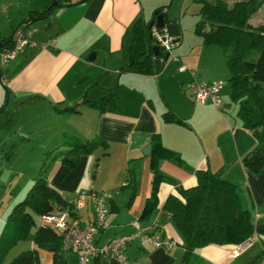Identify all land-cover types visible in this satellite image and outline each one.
<instances>
[{
  "label": "crops",
  "instance_id": "0c3cea01",
  "mask_svg": "<svg viewBox=\"0 0 264 264\" xmlns=\"http://www.w3.org/2000/svg\"><path fill=\"white\" fill-rule=\"evenodd\" d=\"M50 1L0 0V41L10 39L29 10H42ZM147 3L146 7L142 0H80L55 6L44 22L30 24L38 44L25 45L0 68V161L7 164L9 173L25 177L22 187L43 168L48 182L69 200L80 190L112 191L96 243L132 231V220L138 219L142 229L159 231L175 243L165 248L135 239L125 246L127 257L135 264H178L185 242L171 212L163 206L167 196L177 193L178 186L194 184L197 169L208 168L234 182L250 203L254 224L263 223L264 166L254 172L242 164V156L256 139L242 125L228 86L220 91L219 107L209 97L195 101L187 89L193 76L225 79L227 65L215 44L204 43L193 28L183 31V17L172 16L164 7L180 28L175 50L179 59L162 58L158 71L150 74L120 70L127 61L132 22L138 16L148 19L153 8L162 5L153 0ZM182 63L183 70L179 68ZM109 91L116 97L104 109L83 100H97ZM166 109L182 122L164 120ZM153 135L174 156L157 158L163 175L157 203L144 216L154 173ZM73 136L99 142L68 167L61 155L68 147L66 140ZM147 144L150 150L144 153ZM6 151L11 154L2 155ZM48 152L53 156L48 157ZM14 153L20 156L17 170L11 165ZM77 215L82 224L91 221L90 200ZM32 234L23 250L36 246ZM248 238L244 243L210 242L196 247L189 252L187 264H264L262 241L256 233ZM66 258L67 264L76 263L77 251L66 250ZM50 262L51 252L39 248L38 264ZM89 264L117 263L96 257Z\"/></svg>",
  "mask_w": 264,
  "mask_h": 264
},
{
  "label": "trees",
  "instance_id": "16d2710c",
  "mask_svg": "<svg viewBox=\"0 0 264 264\" xmlns=\"http://www.w3.org/2000/svg\"><path fill=\"white\" fill-rule=\"evenodd\" d=\"M80 0H52L42 10H29L24 22L46 18L55 6L69 5ZM264 0H201L199 17L194 22L193 32L202 37L206 44L221 47L229 71L226 85L229 95L237 105V114L242 125L248 128L256 139V144L244 153L242 164L251 171H259L264 166V21L257 24L248 22L249 15ZM166 4L153 8L148 19L138 16L131 24L132 36L126 46L127 61L121 71H134L150 74L158 71L155 67L154 38L148 26L150 19L161 13L165 22L175 21L164 9ZM179 38V36H176ZM9 43L10 39H2ZM159 54L165 56L160 46ZM116 93L109 91L97 100H83L92 106L104 109L106 104H114ZM75 110L74 106H70ZM166 121L182 122L170 109L162 113ZM68 147L63 151L61 160L68 167L75 164L81 153L91 152L97 145L96 139L80 140L69 137ZM102 144H105L101 140ZM174 156L157 135L152 136L151 159L154 173L151 192L147 197L143 215L147 216L157 203L158 185L162 173L157 168L158 157ZM196 182L190 186H178L177 193H170L163 206L171 212L176 228L184 237L185 250L178 264H187L189 252L201 245L214 243H239L256 233L262 241L264 255V222L254 224L250 203L238 186L219 172L208 168L195 171ZM56 208H67L74 213L72 199L69 200L52 186L41 168L34 177L24 196L15 202L7 215L0 233V264L8 249L19 239L27 237L34 218L38 214ZM32 239L35 247L21 250L6 264H38L39 248L51 252L50 264H67L66 250L62 247L60 235L48 224L40 222L35 226ZM261 257L258 256V258Z\"/></svg>",
  "mask_w": 264,
  "mask_h": 264
},
{
  "label": "built area",
  "instance_id": "2783aa9c",
  "mask_svg": "<svg viewBox=\"0 0 264 264\" xmlns=\"http://www.w3.org/2000/svg\"><path fill=\"white\" fill-rule=\"evenodd\" d=\"M32 33L33 28L26 22L13 29L10 42L2 43L0 46V68L13 59L25 45L35 46L38 44L32 38ZM151 35L154 42L168 52L169 58L175 60L180 58L179 52L172 51L179 45V40L176 36L169 35L165 27L157 29L153 25ZM185 67L183 63L179 66L181 70ZM1 79H4L2 74ZM226 83L227 81L224 79L204 80L193 76L187 81L186 87L195 101L202 102L206 97H209L213 105L219 107L220 91L226 86ZM111 195L112 191L109 190H80L72 199L74 213H71L67 208H56L40 214L41 222L50 225L60 235L62 247L65 250L74 249L77 251L78 260L74 264H89L96 257L113 259L117 264H135L125 253V246L131 241L139 239L153 246L165 248H169L175 243L173 239L159 231L149 232L142 229L138 219H133L132 231L114 235L104 244H97L95 237L105 224L108 214L107 201ZM88 200L93 205V218L88 223L82 224L77 210L82 208Z\"/></svg>",
  "mask_w": 264,
  "mask_h": 264
},
{
  "label": "rangeland",
  "instance_id": "374dc122",
  "mask_svg": "<svg viewBox=\"0 0 264 264\" xmlns=\"http://www.w3.org/2000/svg\"><path fill=\"white\" fill-rule=\"evenodd\" d=\"M52 1V0H51ZM144 5L148 6V0H142ZM152 1V0H151ZM157 2L156 4H166L165 7L168 10V12L177 18L183 17V31L185 32H192L194 21L199 17L198 10L200 6L201 0H153ZM228 3H231L233 0H226ZM145 7V8H146ZM147 10V9H146ZM146 15H148V11H145ZM44 22L42 19L34 21L36 22ZM264 21V3H261L258 8L253 11L249 17L248 22L251 24H257L259 22ZM37 24V23H36ZM213 47H216L219 49V52H221V55L223 56L222 49L219 45L215 44ZM176 47L173 48V52H175ZM168 59H171L168 57ZM229 76V71L226 68V77H224L227 81V78ZM61 146L60 148H62ZM9 151V150H8ZM2 152V155H10L11 153ZM44 153H42L43 155ZM54 153L48 152L46 155L48 157H52ZM15 156H12V168L17 170V164L20 161V156L17 153H14ZM19 156V157H18ZM49 159V158H48ZM7 164H3L0 161V232L2 228L5 225L7 215L15 202L22 198L25 194L27 188L30 186L31 181L28 183L27 187H22V183L25 179V177H20L17 172H10L7 169V166H4ZM13 170V169H12ZM32 216L34 218V224L32 225L29 235L24 238L23 240H20L16 245L11 246L6 254L4 255V259L2 264H6L8 260H10L14 255H16L19 251L23 250L22 248H26L28 246L29 240L31 238V234L34 230V227L37 226L41 222L40 214L36 212H32ZM25 246V247H23Z\"/></svg>",
  "mask_w": 264,
  "mask_h": 264
},
{
  "label": "water",
  "instance_id": "95a60500",
  "mask_svg": "<svg viewBox=\"0 0 264 264\" xmlns=\"http://www.w3.org/2000/svg\"><path fill=\"white\" fill-rule=\"evenodd\" d=\"M154 25L155 28L160 29L165 27L168 34L169 35H173V36H178L180 33V28L178 26V24L174 21H168L165 22L163 16L161 13H159L156 18L150 19L148 26L150 28H152V26ZM2 45V42H0V46ZM160 46L158 44H154L153 45V53H154V62H155V67L158 69L160 67L161 64V60L163 59H167L168 57V52H165V56L161 57L159 54V48ZM150 150V144H147L143 150V152H147Z\"/></svg>",
  "mask_w": 264,
  "mask_h": 264
}]
</instances>
